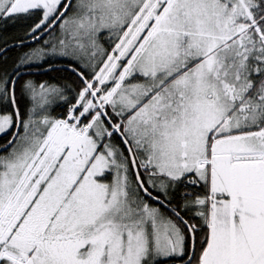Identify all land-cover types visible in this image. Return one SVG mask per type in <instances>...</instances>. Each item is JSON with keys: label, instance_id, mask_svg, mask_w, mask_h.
<instances>
[{"label": "snow or ice", "instance_id": "snow-or-ice-1", "mask_svg": "<svg viewBox=\"0 0 264 264\" xmlns=\"http://www.w3.org/2000/svg\"><path fill=\"white\" fill-rule=\"evenodd\" d=\"M0 264H264V0H0Z\"/></svg>", "mask_w": 264, "mask_h": 264}]
</instances>
